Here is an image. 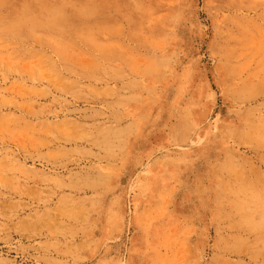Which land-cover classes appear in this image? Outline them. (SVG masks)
<instances>
[{
	"label": "rangeland",
	"instance_id": "374dc122",
	"mask_svg": "<svg viewBox=\"0 0 264 264\" xmlns=\"http://www.w3.org/2000/svg\"><path fill=\"white\" fill-rule=\"evenodd\" d=\"M0 264H264V0H0Z\"/></svg>",
	"mask_w": 264,
	"mask_h": 264
},
{
	"label": "bare ground",
	"instance_id": "6f19581e",
	"mask_svg": "<svg viewBox=\"0 0 264 264\" xmlns=\"http://www.w3.org/2000/svg\"><path fill=\"white\" fill-rule=\"evenodd\" d=\"M89 20V19H88ZM6 21V20H5ZM8 22V21H7Z\"/></svg>",
	"mask_w": 264,
	"mask_h": 264
}]
</instances>
